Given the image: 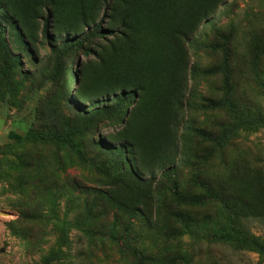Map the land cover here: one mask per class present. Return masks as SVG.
<instances>
[{"label": "rangeland", "instance_id": "374dc122", "mask_svg": "<svg viewBox=\"0 0 264 264\" xmlns=\"http://www.w3.org/2000/svg\"><path fill=\"white\" fill-rule=\"evenodd\" d=\"M0 3V264H264V0Z\"/></svg>", "mask_w": 264, "mask_h": 264}, {"label": "trees", "instance_id": "16d2710c", "mask_svg": "<svg viewBox=\"0 0 264 264\" xmlns=\"http://www.w3.org/2000/svg\"><path fill=\"white\" fill-rule=\"evenodd\" d=\"M1 5H2V4L0 3V7H1ZM49 24H50L49 19H46V20H45V26H44L45 33H46V34H47V31H48ZM0 28H1V26H0ZM1 31H2V29H1ZM18 139H20V137H18Z\"/></svg>", "mask_w": 264, "mask_h": 264}, {"label": "water", "instance_id": "95a60500", "mask_svg": "<svg viewBox=\"0 0 264 264\" xmlns=\"http://www.w3.org/2000/svg\"><path fill=\"white\" fill-rule=\"evenodd\" d=\"M0 214H4V215H7V213H0Z\"/></svg>", "mask_w": 264, "mask_h": 264}]
</instances>
